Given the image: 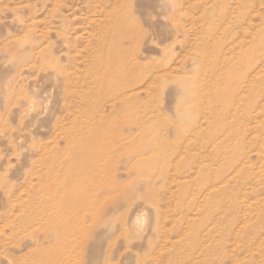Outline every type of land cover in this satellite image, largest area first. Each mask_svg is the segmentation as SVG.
Instances as JSON below:
<instances>
[{"label": "rangeland", "instance_id": "1", "mask_svg": "<svg viewBox=\"0 0 264 264\" xmlns=\"http://www.w3.org/2000/svg\"><path fill=\"white\" fill-rule=\"evenodd\" d=\"M0 264H264V0H0Z\"/></svg>", "mask_w": 264, "mask_h": 264}, {"label": "bare ground", "instance_id": "2", "mask_svg": "<svg viewBox=\"0 0 264 264\" xmlns=\"http://www.w3.org/2000/svg\"><path fill=\"white\" fill-rule=\"evenodd\" d=\"M174 23V22H173ZM29 27V26H28ZM30 28V27H29ZM34 39H35V37H34ZM108 44L107 43H102V46L100 47V49L99 50H101V48H102V50L107 46ZM33 49H36V46L34 45L33 46ZM36 60V59H35ZM34 65V64H33ZM32 70V69H31ZM31 70H29V71H31ZM115 71H110V73H114ZM35 76H36V74H35ZM32 78V77H31ZM163 78V77H162ZM128 79V78H127ZM43 80V79H42ZM28 81V80H27ZM26 81V82H27ZM65 82H66V80H65ZM67 83V82H66ZM22 84V83H21ZM73 84V83H72ZM13 85V84H12ZM24 86V85H23ZM72 86H74V85H72ZM27 87V86H26ZM120 87H123V85H120ZM120 87H117V89H116V94L118 93V92H121V88ZM123 89H125V88H123ZM122 89V90H123ZM117 96H118V94H117ZM68 97V96H67ZM2 133V132H1ZM12 142V141H11Z\"/></svg>", "mask_w": 264, "mask_h": 264}]
</instances>
